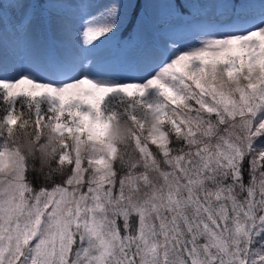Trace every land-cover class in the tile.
Masks as SVG:
<instances>
[{
  "label": "snow or ice",
  "instance_id": "1",
  "mask_svg": "<svg viewBox=\"0 0 264 264\" xmlns=\"http://www.w3.org/2000/svg\"><path fill=\"white\" fill-rule=\"evenodd\" d=\"M0 264H264V0H0Z\"/></svg>",
  "mask_w": 264,
  "mask_h": 264
},
{
  "label": "clouds",
  "instance_id": "2",
  "mask_svg": "<svg viewBox=\"0 0 264 264\" xmlns=\"http://www.w3.org/2000/svg\"><path fill=\"white\" fill-rule=\"evenodd\" d=\"M126 134V127L124 125H120L117 129H115L114 135H123ZM19 149L26 153L27 156H31L33 153V145L29 143L26 136H21L18 140ZM51 157L50 152L42 153L39 157V162L41 166H46L48 160Z\"/></svg>",
  "mask_w": 264,
  "mask_h": 264
},
{
  "label": "rangeland",
  "instance_id": "3",
  "mask_svg": "<svg viewBox=\"0 0 264 264\" xmlns=\"http://www.w3.org/2000/svg\"><path fill=\"white\" fill-rule=\"evenodd\" d=\"M143 74H144L143 72H126V73H123L122 74V77L121 78L122 79H129L128 77L130 75H133L134 77L132 79H139ZM8 75L10 77H15L17 75V73L11 72V73H8ZM40 75H43V74H40Z\"/></svg>",
  "mask_w": 264,
  "mask_h": 264
},
{
  "label": "trees",
  "instance_id": "4",
  "mask_svg": "<svg viewBox=\"0 0 264 264\" xmlns=\"http://www.w3.org/2000/svg\"><path fill=\"white\" fill-rule=\"evenodd\" d=\"M133 77H134L133 75H130L128 78H129V79H130V78L132 79Z\"/></svg>",
  "mask_w": 264,
  "mask_h": 264
}]
</instances>
